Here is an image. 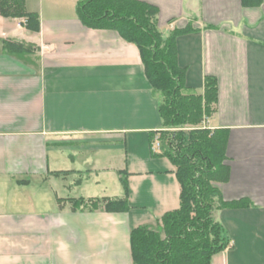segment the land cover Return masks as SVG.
I'll return each mask as SVG.
<instances>
[{
    "label": "crops",
    "instance_id": "crops-1",
    "mask_svg": "<svg viewBox=\"0 0 264 264\" xmlns=\"http://www.w3.org/2000/svg\"><path fill=\"white\" fill-rule=\"evenodd\" d=\"M78 1L25 0L40 31L0 15V264H133L131 231L164 235L158 219L180 206L176 168L152 147L165 128L140 50L117 30L86 26ZM143 1L158 7L165 36L193 24L176 39L178 63L197 93L217 78L203 126L228 133L220 190L250 202L213 211L233 246L210 264H264V1ZM124 173L129 209L107 211L101 198L123 197Z\"/></svg>",
    "mask_w": 264,
    "mask_h": 264
},
{
    "label": "trees",
    "instance_id": "trees-1",
    "mask_svg": "<svg viewBox=\"0 0 264 264\" xmlns=\"http://www.w3.org/2000/svg\"><path fill=\"white\" fill-rule=\"evenodd\" d=\"M263 1L242 0V4L253 7ZM76 9L86 26L117 30L125 40L138 46L152 92L159 101L165 128L159 131L160 137L169 129L178 131L173 138L177 143L169 139L162 154L176 168L180 206L158 219L164 235L148 225L131 231L133 264H210L213 254L233 246L227 229L213 217V211L247 206L250 202L224 199L219 184L227 182L231 174L227 163L228 133L202 125L218 101L217 78L205 76L204 92L197 93L186 86V68L178 63L176 39L193 31V24L165 36L156 19L158 7L143 0H79ZM0 15L23 18L29 30L40 31V15L28 11L25 0H0ZM4 48L19 56L27 51L23 44L15 42L4 41ZM155 133L151 134L152 140ZM121 180L123 197L101 198L106 200L107 211L129 209L126 173Z\"/></svg>",
    "mask_w": 264,
    "mask_h": 264
},
{
    "label": "rangeland",
    "instance_id": "rangeland-1",
    "mask_svg": "<svg viewBox=\"0 0 264 264\" xmlns=\"http://www.w3.org/2000/svg\"><path fill=\"white\" fill-rule=\"evenodd\" d=\"M165 32L167 31L166 29V27H164V28H162ZM203 125V124H202ZM188 128V127H187ZM186 128V131L188 132V129ZM178 134V131L177 130H168V131H166V132H164L163 134H162V141L160 142L161 143V146H163V148H167L168 147V143H167V141L170 139H172V141L174 140L173 138H174V136H176ZM174 143H177V141L176 140H174ZM85 193H88L87 192V190H85ZM158 227V226H157ZM160 230H162L163 231V227L161 226V228H159Z\"/></svg>",
    "mask_w": 264,
    "mask_h": 264
},
{
    "label": "built area",
    "instance_id": "built-area-1",
    "mask_svg": "<svg viewBox=\"0 0 264 264\" xmlns=\"http://www.w3.org/2000/svg\"><path fill=\"white\" fill-rule=\"evenodd\" d=\"M161 137L160 136H156L155 139H154V143H153V149H158L161 145Z\"/></svg>",
    "mask_w": 264,
    "mask_h": 264
}]
</instances>
